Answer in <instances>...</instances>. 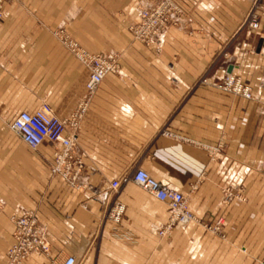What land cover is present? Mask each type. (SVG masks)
<instances>
[{"label":"crops","instance_id":"1","mask_svg":"<svg viewBox=\"0 0 264 264\" xmlns=\"http://www.w3.org/2000/svg\"><path fill=\"white\" fill-rule=\"evenodd\" d=\"M148 1H4L0 264H9L12 219L23 211L35 215L49 255L22 264H264V1L173 0L179 25L158 47L127 30ZM59 29L85 51L119 59L89 99V71L56 38ZM226 74L253 98L218 90ZM42 104L61 120L85 107L79 188L52 175L56 146L32 150L11 130L19 113ZM136 170L187 196L192 221L160 235L164 203L132 183L113 194L111 182ZM114 204L125 208L118 225L106 220Z\"/></svg>","mask_w":264,"mask_h":264},{"label":"built area","instance_id":"2","mask_svg":"<svg viewBox=\"0 0 264 264\" xmlns=\"http://www.w3.org/2000/svg\"><path fill=\"white\" fill-rule=\"evenodd\" d=\"M4 1L0 0V19L3 17ZM180 17L181 10L172 0H151L139 7L135 20L128 24L127 30L136 41L146 46L158 47L163 33L170 27L178 26ZM258 25L256 17L251 15L248 27L257 30ZM60 41L89 71L86 84L87 99L92 96L107 75L118 72L119 64L114 54H89L68 36L60 37ZM215 87L222 92L246 100L253 98L251 87L232 74L224 75ZM84 110L83 106L70 120H61L53 114L47 104H42L33 112L19 113L10 125L11 130L32 150L44 142L56 146L51 173L75 188L80 187L79 178L83 171V164L75 152V147L77 119ZM129 183L167 206L168 219L160 235L175 227L186 226L192 221L193 216L187 207L184 195L164 188L145 171L136 170L130 175L111 182L112 193H117L122 186ZM227 197L231 198V195L228 193ZM124 212L123 205L114 204L108 210L106 220L118 225L122 221ZM12 222L14 226L13 243L7 251L9 264H22L34 254L49 255V245L44 232L32 212L23 211L21 215L14 217ZM62 264H74V259L67 258Z\"/></svg>","mask_w":264,"mask_h":264},{"label":"rangeland","instance_id":"3","mask_svg":"<svg viewBox=\"0 0 264 264\" xmlns=\"http://www.w3.org/2000/svg\"><path fill=\"white\" fill-rule=\"evenodd\" d=\"M151 1V0H150ZM173 1V0H172ZM149 2V1H148ZM173 3H174V1H173ZM175 4V3H174ZM139 10V9H138ZM55 36H56V38L60 41V37H65V36H68L69 38H71L72 40H73V37H72V35H71V33L68 31V30H66V29H59V30H57V32L55 33ZM134 39V38H133ZM135 40V39H134ZM74 41V40H73ZM136 41V40H135ZM61 42V41H60ZM75 42V41H74ZM145 45V44H144ZM67 49V48H66ZM68 50V49H67ZM84 50V49H83ZM69 51V50H68ZM85 51V50H84ZM87 52V51H86ZM87 53H89V52H87ZM89 54H93V53H89ZM99 54H103V55H110V54H107L106 52H99V53H94L93 55H99ZM114 56L116 57V59H117V61H118V64H119V59H118V57H117V55L116 54H114ZM120 67V66H119ZM237 77V76H236ZM184 198L186 199V200H188L187 199V196H184ZM226 198H227V200H230L231 198H229V197H227V195H226Z\"/></svg>","mask_w":264,"mask_h":264}]
</instances>
